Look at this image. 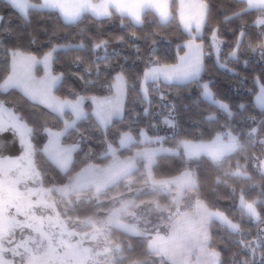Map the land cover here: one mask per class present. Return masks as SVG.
<instances>
[{"label": "snow or ice", "instance_id": "obj_1", "mask_svg": "<svg viewBox=\"0 0 264 264\" xmlns=\"http://www.w3.org/2000/svg\"><path fill=\"white\" fill-rule=\"evenodd\" d=\"M192 7L195 11L189 10ZM220 7L227 9L221 19L225 23L234 22L228 29L233 33L231 41H227L219 21L210 22L209 0H0V134L10 132L12 139L4 144L19 145L18 155L0 151V180L28 197L41 190L49 191L36 182L47 176L50 168L63 174L79 148L77 143H62L61 138L77 130L82 120L90 119L105 132L107 141V129L113 127V120H126L130 95L141 106L140 111H133L134 122L139 124L141 116L149 122L136 130L140 142H162L163 136L149 135L146 130L160 124L171 129L176 146L146 148L121 159L113 142L107 141L112 160L106 167L97 170L95 165H86L57 190L69 192L81 188L89 177L105 182L117 180L135 166L137 156H142L147 161L146 168H150L161 151L175 154L181 160L199 158L205 153L212 163L219 164L227 154L241 147L238 133L230 123L234 108L257 121L247 129L254 144L257 134L264 133V66L254 67L256 60L264 61V0H232ZM34 14L36 22L51 21V26L34 24ZM13 16L19 23L11 24ZM115 20L119 21L121 31L105 33L103 22ZM34 28L48 34L47 47L32 35ZM145 28L149 30L137 31ZM25 31L31 38L22 41L20 37ZM157 32L168 41L163 48L152 39ZM133 39L143 40L145 47L130 43ZM226 41L230 46L225 48ZM113 43L139 53L132 67L120 62L130 59L122 55L120 48L111 47L110 55ZM210 56L218 69L233 78L236 89H246L250 99L242 98L239 104L229 102L220 92L216 78L208 72L206 58ZM62 59L83 66L81 72L71 73L80 81L79 88L66 85L69 69L57 70L63 67ZM241 65L252 67V71L242 73ZM205 73L209 78H205ZM63 87L66 92L58 94ZM193 88L196 94L184 107L195 108L198 116L194 123L198 127L194 133H182L177 105L168 99L166 92L179 94L184 89L191 93ZM154 96L162 105L156 112L152 110ZM249 104L259 109V119L248 110ZM25 109L43 110L39 122L35 117L29 119ZM66 113L71 118L65 119ZM49 114L55 119L50 120ZM220 116L227 119L216 123ZM60 121L62 127L58 126ZM201 125L208 127L209 139L202 138ZM196 133L201 138H195ZM117 135L121 146L135 142L131 131L117 128ZM260 140L264 144V134ZM252 162L259 179L248 171L247 161L244 164L238 161L230 169L232 175L244 181L239 188L233 187L230 196L222 197L235 199L236 207L232 210L198 198L194 214L180 213L168 221L166 236H161L159 230L148 233L138 224L122 223L120 217L127 203L112 209L101 224L118 222L125 229L150 237L145 240L147 255L159 257L160 264H224L222 253L212 246L214 237L210 228L215 223L247 253L236 259L237 252L233 251L232 264H264V149L259 155L253 153ZM12 169L17 170L14 178L9 176ZM29 179L36 186H28ZM147 179L162 187L176 184L178 194L185 187L195 190L198 186L196 169L188 167L177 177L166 180H154L149 170ZM22 183L23 189L19 187ZM252 188L256 191L250 194L248 190ZM37 206L47 207V201L40 197L24 206L9 202L2 209L6 225L0 229V264H96L95 254L84 246L83 238L72 239L74 231L54 206L46 215L38 213ZM10 208L15 211L9 213ZM189 221L193 225L190 232L184 229ZM249 221L256 225L255 233L247 226ZM89 223L95 221L90 219ZM17 230L22 233L21 239H16ZM75 250L82 254L76 255ZM103 264H116V260L108 256Z\"/></svg>", "mask_w": 264, "mask_h": 264}, {"label": "trees", "instance_id": "obj_2", "mask_svg": "<svg viewBox=\"0 0 264 264\" xmlns=\"http://www.w3.org/2000/svg\"><path fill=\"white\" fill-rule=\"evenodd\" d=\"M175 2V0H174ZM212 5V11L210 15V22L216 23L219 21L220 27L223 31L224 36L227 38V41L232 40L233 33L230 32L229 26L233 21H229L225 23L221 17L223 16L224 12L227 10L226 8L222 9L221 5H228L232 3V0H209ZM34 24H45L47 26H51V21H37L36 22V14L33 15ZM19 23L16 16H13L11 20V24L15 25ZM85 23H88V20H85ZM103 31L107 32H120L121 29L119 27V21L115 20L112 22L104 21ZM2 26V25H0ZM150 27V25H149ZM149 29H137V31H148ZM169 38H171V30L167 33ZM32 35L35 36L38 43L42 44L44 47L48 46V34L39 28H34ZM31 37L28 35L27 31L20 37L22 41H27ZM131 39V38H130ZM152 39H155L158 42V46L165 47L168 43L167 39L160 32L154 34ZM225 44V48L229 47L230 45L227 43ZM130 43H139L141 44L142 48L145 47V42L143 40L133 39ZM111 47H116L121 49L122 55L128 56L130 59L128 61L120 60L121 63H125L128 67L133 66V61L135 60L136 56L139 53L136 52L135 49L129 47H123L118 43H113L110 46L109 53H111ZM67 55H71L70 53ZM258 55V53H257ZM63 56V54H62ZM255 59V57H252ZM214 57H207L206 63L209 66L208 72L216 78L218 88L220 92L224 94L226 98H228L231 104H239L243 98V100L250 99L249 94L247 93L246 89L239 88L236 89L234 83L232 82V77L227 75L223 70L218 69L213 63ZM63 67L58 68L59 71H64L65 69H69L68 80L66 85H71L79 88L80 81L73 76L71 73L74 72H81L83 66H76L68 63L67 61H63ZM264 66V61H255L254 67L256 69L261 68ZM239 71L242 73H250L252 71V67L245 68L242 65L239 66ZM205 78H209L208 73H205ZM247 83V82H246ZM66 92V87L60 88L58 90V94H64ZM102 94V93H100ZM195 89L193 88L192 92L189 93L187 90L182 89L179 94L176 93H168L169 100H173L177 105V113L178 119L181 125V130L187 133H194L196 128L198 127L194 123V119L198 116L195 108L191 105L189 108L185 109L184 104H189L192 98L195 96ZM167 103V101H164ZM87 105V104H86ZM140 104L138 102H134L132 96H129L127 110L125 113L126 120L119 121L113 120V127L107 129V141H112L113 146L117 148V155L118 156H125L130 154L134 148L139 147L141 144L134 142L130 146L125 148H119L118 146V135H117V128L121 130L131 131L132 134L136 135V130L138 127H144L146 123H149L145 120L143 116L139 119V124L134 122L133 118V111H140ZM162 105L159 102L158 97H153V111H159ZM88 110V107H87ZM248 110L251 111L254 115L257 116L259 119V109L252 108L249 104ZM27 112L29 119L35 117L37 123L39 122L40 117L43 115V110H36L33 109L31 111L25 109ZM235 115L231 119V126L234 132L238 133V139L240 141L241 147L237 149L235 152L226 155L223 160L219 164H215L211 162V159L205 155H201L199 158H193L192 160H181L175 154L169 153H161L156 155L154 163L151 166L152 176L155 179H169L173 178L183 171L185 167L194 168L198 174V186L195 190H193L194 196L199 199H204L208 203H215L221 208L232 210L236 207L235 199H226L222 197H228L231 195V191L233 187L239 188V186L244 183L243 179L238 176H234L231 174L230 169L235 168L237 166V162L239 161L240 164H244L247 161V169L253 175L259 179L258 173L255 170V166L252 162L253 160V153L259 155L261 150L263 149L262 143L259 141L260 137L264 133H258L256 137V142L253 144L250 142V137L247 134V129L256 124L257 121H253L248 119L247 115L240 112L238 108L233 109ZM48 118L50 120H54L55 118L49 114ZM227 118L226 116H220L219 121L216 123H220L225 121ZM158 120V117H157ZM131 125V127H127L126 125ZM58 126L62 127V121L58 122ZM215 126V125H213ZM150 127V126H149ZM147 127V128H149ZM204 136L202 138L209 139L210 137L207 135L209 129L205 125H201ZM165 139L161 142L164 146L168 148L175 147V136L173 133H167L163 136ZM195 138H201L199 133H196ZM62 142H74L77 141L79 144V148L73 153V159L70 162L68 169L62 174L60 171L50 168L49 173L47 176L41 177L40 182L42 185H50L60 184L63 183L67 176L73 173L74 171L78 170L82 166L88 163H97L102 164L106 162L109 158L108 155H105L103 152L107 145V141L105 139V132L99 128H97L92 120L85 119L82 120L77 125V130L66 134L62 137ZM182 151V149L180 150ZM138 170H140V166L137 167L135 171H133L132 175L137 174ZM219 177V179H217ZM138 181H141L142 176L137 177ZM123 184L122 181L117 183V186L113 187L110 186L104 190L101 194L105 197L110 196L111 194H117L123 191ZM249 193H254L256 191L255 188L249 189ZM157 192L154 191H147L138 194L136 197L137 199H149L154 198ZM165 195L167 193L162 194L158 197L160 201L166 200ZM109 205L107 201L101 202V204H96L94 201L82 202L75 206L76 214L78 216H88L93 214L97 208H106ZM102 214V213H101ZM247 226L251 229L253 233L256 231V225L251 223L250 221L247 222ZM210 231L214 237L213 240V247L217 248L223 255L224 264H232L233 257L232 252L236 251L237 256L236 259H240L242 255H246L247 253L240 250L235 243L234 238H230L228 234L224 232V230L218 225L213 223L211 225ZM110 237L119 244L120 252L123 253L121 261L117 264H127L131 261H138L143 262L142 264H153L155 261V255L148 256L147 249L145 247V240L146 238L143 236L137 235H129L125 232H122L118 229L112 228Z\"/></svg>", "mask_w": 264, "mask_h": 264}, {"label": "rangeland", "instance_id": "obj_3", "mask_svg": "<svg viewBox=\"0 0 264 264\" xmlns=\"http://www.w3.org/2000/svg\"><path fill=\"white\" fill-rule=\"evenodd\" d=\"M42 72V67H41ZM87 105L85 108L87 110ZM65 119L71 118L70 113L65 114ZM149 135H159L164 136L167 133H172L171 129L168 128L167 125L158 124L156 128H146ZM134 135V134H133ZM135 142L141 144L139 147L133 149V151L125 156H119L121 159H125L127 157L135 156L137 152H142L146 148H168L164 146L160 141L154 143H141L139 136L134 135ZM12 139V134L9 132L7 134H0V151H3L6 155H18V143L17 144H4V141H10ZM62 139V138H61ZM261 142V140L259 139ZM64 144L77 143L74 142H62ZM134 143V142H133ZM132 143L121 146L119 145L118 138V146L119 148H125L130 146ZM79 145V144H78ZM264 149V144H262ZM239 149V147L237 148ZM235 149L233 152H235ZM231 152V153H233ZM105 155H108L109 158L106 162L102 164L97 163H88L86 165H95L97 170L106 167L110 161L112 160V156L107 152V145L103 152ZM167 152H157L156 155ZM229 153V154H231ZM201 155L207 156V154L202 153ZM228 155V154H227ZM156 157V156H155ZM208 157V156H207ZM210 158V157H208ZM155 160V159H154ZM71 162V161H70ZM69 162V165H70ZM154 163V161H153ZM152 163V164H153ZM147 161L142 156H137L135 160V166L126 174L120 176L117 180L105 182L101 178L98 177H89L88 182L85 186L78 188L73 191L64 192L61 190H57L62 187V185L69 183V179L75 177L86 165L82 166L78 170L74 171L70 175L67 176L66 180L60 184H50L43 187L49 188V191H38L35 195L28 197L27 194H21L11 188H9L3 180H0V229H2L6 225V217L3 214L2 209L4 206L9 203H16L21 206H24L28 203L29 200H37L40 197H43L45 201H47V207H36V211L41 214H48L53 211V206L55 211L58 212L66 221L68 227L74 231V235L72 237L73 240L83 238V244L86 248L90 249L92 253L95 254L96 264H103L105 261V257L111 256L115 258L116 264L121 261L122 255H120V247L119 251L117 246L119 244L114 241L110 237L111 229L115 228L122 232H125L129 235H137L143 236L146 239L150 237H146L141 234H136L130 229H125L122 227L121 223L113 222L111 224L102 225L101 221L104 218L109 216V213L112 209L120 207L122 204L127 203V208L121 213L120 220L122 223H126L128 225L138 224V226L148 233H154L156 230H159L161 236H166L168 232V221L175 216H178L180 213H195V202L198 198L194 196L193 190L190 187H185V190H181L179 194L177 193L176 184H170L167 187H162L159 184H153L151 181L147 179L148 171H151L150 168H146ZM68 165V167H69ZM140 166V170H138L137 174L132 175L133 171ZM68 169V168H67ZM66 169V170H67ZM65 170V171H66ZM152 173V172H151ZM17 174L16 169H12L9 173L10 177H15ZM142 176L141 181H138L137 177ZM154 180H166L165 179H155ZM171 179V178H169ZM122 181L123 191L117 194H111L108 197H105L102 192L110 186H117V183ZM36 184H42L40 181L36 182ZM34 182L29 179L27 180V185L30 187L36 186ZM99 185V186H98ZM21 189L24 188V184L19 185ZM147 191L157 192L154 198L149 199H137V195ZM184 191V192H182ZM165 195L164 202L160 201L158 197L162 194ZM94 201V203L101 204V202L107 201L109 205L106 208H97L93 214L88 216H78L76 212V207L78 204L82 202ZM14 208L9 209V213L14 212ZM102 213V214H101ZM95 221V223H89V220ZM193 228L191 222H186L184 229L185 231L190 232ZM78 233L79 235H76ZM16 239L22 238V233L17 230ZM76 255H81L82 253L79 250H75ZM192 259H196V252L193 250ZM153 264H160V258L155 257V261ZM131 261L127 264H134ZM143 262H139L142 264Z\"/></svg>", "mask_w": 264, "mask_h": 264}, {"label": "crops", "instance_id": "obj_4", "mask_svg": "<svg viewBox=\"0 0 264 264\" xmlns=\"http://www.w3.org/2000/svg\"><path fill=\"white\" fill-rule=\"evenodd\" d=\"M190 11H195V8L194 7H192V8H190L189 9ZM179 175V174H178ZM178 175H176L175 177H177ZM175 177H173V178H175ZM172 179V178H171ZM182 190H185L184 188L182 189ZM182 192H184V191H182ZM161 234V233H160Z\"/></svg>", "mask_w": 264, "mask_h": 264}]
</instances>
